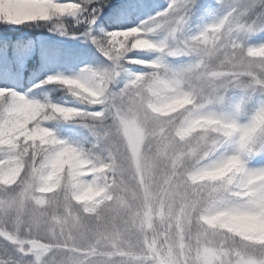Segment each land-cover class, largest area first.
I'll return each mask as SVG.
<instances>
[{
	"label": "snow or ice",
	"instance_id": "1",
	"mask_svg": "<svg viewBox=\"0 0 264 264\" xmlns=\"http://www.w3.org/2000/svg\"><path fill=\"white\" fill-rule=\"evenodd\" d=\"M5 4L6 8H0V28L40 29L83 38L91 41L109 62L102 68L85 67L75 76L59 72L48 75L35 88L78 86L87 89L89 95L85 98L89 104L104 105L106 111L118 104L132 108L142 105L145 91L158 99L171 97L177 105L190 104L199 95L198 111L204 120L238 129L242 133L240 152L248 157L259 153L255 159L259 163L250 170L246 185L251 198L242 207L222 205L221 214L264 217V194L253 183L256 176L264 175V136L256 135L258 129L264 131V0H167V7L155 0H0V5ZM106 15L110 22L103 24L115 25L112 31L98 23ZM136 20L140 22L133 26ZM118 33L124 35L118 39ZM162 34L164 39H160ZM125 37L135 42L132 50H128V43H121ZM36 43L42 49L49 47L44 40ZM18 70L13 42L0 43V80L13 77ZM194 77H199L202 87L184 91ZM0 94L12 100L10 105L0 107V264H46L54 251L73 249L71 233L64 230V224L71 219V201H83L85 211L95 212L114 175L106 169L115 157H95L40 121L33 124L44 108L43 104L26 99L33 96L34 89L20 91L5 84L0 87ZM150 106L162 110L155 104ZM216 106L228 107L231 115H218L213 110ZM48 110L53 116L59 114L64 124L80 128L87 127V122L105 119L99 107L62 103L49 106ZM241 116L245 117L243 121L238 119ZM129 132L139 143L141 133L131 123ZM178 134L183 136L187 131ZM93 135V148H99L100 134L93 131ZM41 145L57 146L55 158L36 173L35 187L29 184L9 195L7 190L16 183L25 163L24 154L39 155ZM61 169L68 170L64 191L63 175H58ZM89 172L90 182L85 179ZM51 192L59 197L56 207L63 216L55 217L59 227L40 235V217L33 214L25 224V206L33 202L47 207ZM88 193L94 196L86 199ZM240 240L264 247L248 240L246 234ZM216 261L215 250L206 249L203 264ZM73 264H78L75 256ZM236 264L259 262L237 252Z\"/></svg>",
	"mask_w": 264,
	"mask_h": 264
},
{
	"label": "clouds",
	"instance_id": "2",
	"mask_svg": "<svg viewBox=\"0 0 264 264\" xmlns=\"http://www.w3.org/2000/svg\"><path fill=\"white\" fill-rule=\"evenodd\" d=\"M121 35L124 34L118 33L117 38ZM121 43H128V50L135 47L128 37ZM56 87L70 96L75 106L99 107L105 113L104 120L90 121L87 127H82L87 133L83 142H72L95 157L113 155L115 159L106 169L114 175L95 212L85 211L83 201H71V219L64 224V230L71 233L73 249L54 251L46 264H73L74 256L78 264H203L206 249L215 250L216 264H236L237 252L264 264V247L240 240L246 234L248 240L264 244V217L221 214L222 205L242 207L251 198L246 185L259 153L248 157L240 152L242 133L238 129L204 120L198 111L199 95L190 104L177 105L171 97L158 99L145 91L142 105L132 108L118 104L112 111H106L104 105L88 103L87 89ZM201 87L199 77H194L186 83L184 91ZM26 99L44 105L33 124L40 121L62 134L64 122L59 114L53 116L48 109L68 101L54 99L50 93ZM11 103L10 97L0 94V107ZM151 104L162 110H154ZM213 110L220 116L231 115L225 106ZM238 119L243 121L245 117ZM129 123L140 131L139 143L134 142ZM181 130L187 134L180 136ZM93 131L100 134L99 148H93L96 144ZM256 135L264 136V131L258 129ZM56 148L41 145L39 155L25 153L17 181L7 193H18L29 184L35 187L36 173L55 158ZM60 174L64 191L68 170L61 169ZM90 175L91 172L85 176L88 182ZM253 183L264 194V175L256 176ZM93 196L88 193L86 199ZM58 199L51 192L47 207L28 202L25 224L35 214L41 219L40 235L59 227L55 217L63 216V212L57 210ZM11 214L15 216L14 211Z\"/></svg>",
	"mask_w": 264,
	"mask_h": 264
},
{
	"label": "trees",
	"instance_id": "3",
	"mask_svg": "<svg viewBox=\"0 0 264 264\" xmlns=\"http://www.w3.org/2000/svg\"><path fill=\"white\" fill-rule=\"evenodd\" d=\"M155 3L167 7V0H155ZM163 10V8L159 9ZM156 9L152 10V15H155ZM147 17H141L146 19ZM110 22V16L101 18L102 26L104 21ZM136 20L133 24H138ZM115 25L107 27L108 31L114 30ZM164 35L160 39H164ZM47 41L48 48L42 49L37 43V40ZM12 41L13 47L17 52L19 70L16 75L11 78L0 80V87L8 84L20 91L34 89L33 96L39 97L43 93H50L54 99L63 98L68 101L69 106H75L70 96H65L63 90L56 86H47L45 88H35L36 85L47 78L48 75L56 74L57 72L65 73L74 72L76 66L86 61L83 67L102 68L108 65L106 58L97 51L95 45L91 41L82 39H73L70 37L59 36L49 33L47 30H25V29H10L5 30L0 28V43ZM73 66V67H72ZM47 67V70L45 68ZM65 138L72 141L83 142L87 133L80 127L73 124H63L60 129ZM259 161H254L258 164Z\"/></svg>",
	"mask_w": 264,
	"mask_h": 264
},
{
	"label": "rangeland",
	"instance_id": "4",
	"mask_svg": "<svg viewBox=\"0 0 264 264\" xmlns=\"http://www.w3.org/2000/svg\"><path fill=\"white\" fill-rule=\"evenodd\" d=\"M79 39H82V38H77V40H79ZM86 63H87L86 61L82 62L81 64H79L78 66H76V69H75L74 72H72V73L67 72V73H65V75H71V76L79 75L81 69H83V67L86 65Z\"/></svg>",
	"mask_w": 264,
	"mask_h": 264
}]
</instances>
